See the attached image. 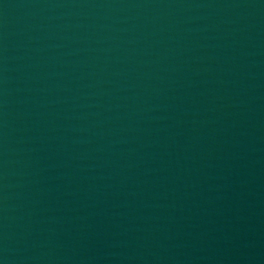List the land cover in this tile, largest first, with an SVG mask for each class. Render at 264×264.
I'll return each mask as SVG.
<instances>
[{
	"label": "water",
	"instance_id": "water-1",
	"mask_svg": "<svg viewBox=\"0 0 264 264\" xmlns=\"http://www.w3.org/2000/svg\"><path fill=\"white\" fill-rule=\"evenodd\" d=\"M0 264H264V0H0Z\"/></svg>",
	"mask_w": 264,
	"mask_h": 264
}]
</instances>
